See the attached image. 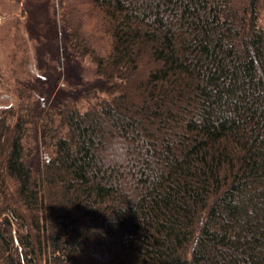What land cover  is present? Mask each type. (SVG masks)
<instances>
[{"label":"trees","instance_id":"1","mask_svg":"<svg viewBox=\"0 0 264 264\" xmlns=\"http://www.w3.org/2000/svg\"><path fill=\"white\" fill-rule=\"evenodd\" d=\"M57 1L99 84L0 68V264H264V0Z\"/></svg>","mask_w":264,"mask_h":264},{"label":"rangeland","instance_id":"2","mask_svg":"<svg viewBox=\"0 0 264 264\" xmlns=\"http://www.w3.org/2000/svg\"><path fill=\"white\" fill-rule=\"evenodd\" d=\"M58 11L57 0H26L25 4L24 0H0V68H9L7 57L14 51L17 39L23 37L24 40L19 41V44L23 43V47L16 52V59L25 55L28 59L27 68H40L46 65L44 63L53 61L55 71L49 70L44 75L48 79L51 96L62 94L63 89L75 95L99 84V79L94 75L92 64L70 57L63 33L55 23ZM14 16L21 21L18 28L12 30L8 26L12 20H16L13 19ZM55 31H58L57 39L54 38L53 42ZM52 53L57 54L58 61L52 59ZM2 92L0 91V105L8 103ZM3 97L6 99L3 100ZM40 144L41 140L37 139L34 149L27 151L25 156V162L35 170L44 160V153L39 149Z\"/></svg>","mask_w":264,"mask_h":264}]
</instances>
